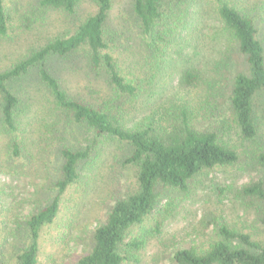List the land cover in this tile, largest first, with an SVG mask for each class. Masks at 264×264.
<instances>
[{"label": "rangeland", "instance_id": "1", "mask_svg": "<svg viewBox=\"0 0 264 264\" xmlns=\"http://www.w3.org/2000/svg\"><path fill=\"white\" fill-rule=\"evenodd\" d=\"M5 1L10 21L7 35L0 36V72L46 43L69 36L95 12L91 0H83L71 15L44 9L40 0ZM226 1L254 20L264 43V0ZM216 8L212 0L194 1L170 43L148 57L153 49L141 41L131 0H113L112 47L127 78L142 86L137 97L117 101L125 128L146 127L152 115L178 105L187 110L195 129L215 131L222 144L239 156L234 164L203 170L187 190L160 186L157 207L126 236V244L135 241L138 245L123 247V264H178L174 258L178 250L205 253L221 239L223 225L264 243V211L242 193L245 185L264 179V168L257 160L264 152V93L254 98L257 136L246 139L230 108L233 80L242 70L241 58ZM51 65L72 96L95 105L105 102L100 92L107 86L100 76L63 59H53ZM188 71L198 76L195 82L186 81ZM11 87L21 101L16 137L20 150L14 155V135L2 123L0 112V222L5 264H15L18 249L29 243L26 219L57 194L62 148L94 145L79 166L80 179L61 196L55 221L41 232L40 264H76L113 203L137 190L138 169L127 161L131 147L108 135L96 136L68 119L52 102L37 68L14 80ZM105 105L112 108L108 101Z\"/></svg>", "mask_w": 264, "mask_h": 264}, {"label": "trees", "instance_id": "2", "mask_svg": "<svg viewBox=\"0 0 264 264\" xmlns=\"http://www.w3.org/2000/svg\"><path fill=\"white\" fill-rule=\"evenodd\" d=\"M82 1L40 0L39 4L44 9H59L71 15L76 13ZM194 1L131 0V11L140 29L141 41L148 49H153L148 52V57H154L161 45L170 43ZM212 1L217 5L218 19L235 40L241 58L242 70L235 75L230 93L231 113L242 136L253 139L258 133L254 98L257 93H264V43L252 18L226 0ZM91 2L95 12L87 16L72 34L46 43L0 72V112L2 123L14 135L12 149L18 156L20 149L16 137L21 101L11 83L37 68L52 102L68 119L92 130L96 136L108 135L130 145L131 155L127 161L138 169L137 190L113 203L105 221L93 230L88 250L76 261V264H123V247L138 245L135 241L126 244V236L157 207L160 186L187 190L189 183L203 170L234 164L239 156L234 149L222 144L215 131L195 129L190 124L187 110L178 105L152 115L146 127L125 128L122 122L124 113L117 101L137 97L142 86L127 78L119 55L112 47V37L115 36L110 22L113 0ZM9 21L7 3L0 0V36L7 35ZM57 58L74 62L77 69L85 66L88 74L100 76L107 86L100 92V96L106 98L105 102L95 105L72 96L52 72V60ZM197 78L192 71L186 73L187 82H195ZM107 101L112 108L105 105ZM93 146L78 150L62 148L63 164L56 183L57 194L45 207L26 219L24 228L29 243L18 249L15 264H40L41 232L55 221L61 196L80 179L79 166L89 157ZM257 160L264 168V152L257 156ZM242 193L259 203L264 211V179L245 185ZM219 233L221 239L205 253L181 249L175 253V261L178 264H264V243L261 240L226 225L220 227ZM4 240L0 222V264H5L1 248Z\"/></svg>", "mask_w": 264, "mask_h": 264}]
</instances>
